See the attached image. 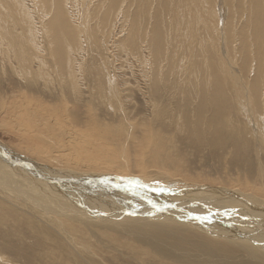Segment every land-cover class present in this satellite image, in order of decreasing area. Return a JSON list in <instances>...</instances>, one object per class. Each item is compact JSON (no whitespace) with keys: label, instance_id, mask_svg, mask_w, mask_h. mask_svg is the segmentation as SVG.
<instances>
[{"label":"bare ground","instance_id":"bare-ground-1","mask_svg":"<svg viewBox=\"0 0 264 264\" xmlns=\"http://www.w3.org/2000/svg\"><path fill=\"white\" fill-rule=\"evenodd\" d=\"M153 4L0 0V59L18 81L14 102L0 98V115L32 143L18 152L45 163L0 143V237L18 230L42 248L46 264L95 263L83 240L134 264H264V0H162L165 15L149 23ZM113 38L120 54L141 63L150 89L165 93V106L152 94L156 117L171 111L184 146L209 150L210 161L245 176L227 184L189 177L176 138L152 127L137 138L131 126L94 121L78 129L66 104L62 111L27 95L30 82H41L62 101L64 91L81 100L94 83L98 98L114 105L121 90L109 58L84 54L94 45L109 54ZM189 109L196 120L184 134ZM254 172L259 185L246 175ZM26 261L0 253V264L35 258Z\"/></svg>","mask_w":264,"mask_h":264},{"label":"rangeland","instance_id":"rangeland-1","mask_svg":"<svg viewBox=\"0 0 264 264\" xmlns=\"http://www.w3.org/2000/svg\"><path fill=\"white\" fill-rule=\"evenodd\" d=\"M160 3H162V0H154V4L149 9V14L151 16V20L149 21V23H153L155 21V19L165 15V9L163 8V6L159 5ZM79 8L81 9V6H79ZM166 20H167V18L165 17L164 21H166ZM117 36L119 38L120 34H118ZM118 38H116V39L113 38L111 40V43L108 45V47H109L108 53L109 54H105V53L103 54V52H101L102 50L98 49V47H99L98 45H97L98 47L94 45L91 48H90V45H88L87 47H89L90 49L87 50L88 52L84 53V54H90L89 57L94 58L95 61H97V59H99L102 56L109 58V60H110V61H108L109 62L108 63L109 76H111V74H114V75H112L113 76L112 78L115 79L114 81H116L117 88L121 90V98L118 102H115L114 105H113V103H112V105H108L107 103L105 104L100 98H98V95H96L98 90H96L97 88H95V84L93 83V80H92L93 84L90 86L91 90H90V88L88 90H86L87 92L84 90L85 96L83 95V98L81 100L77 97L73 98L72 96H66L67 94L64 91L63 97H64L65 101H62V96L60 95L61 91L58 88H54V89L53 88H46V87L43 88L44 85L41 82H37L39 85H37V83H35L36 84L35 85V84H33L34 82H32V83L30 82L32 89L30 88L27 91L28 92L27 95L28 94L32 95L33 98L35 97V99H38V100L41 99V101L39 100L40 103L45 105V106H54V107L59 108L61 110H62V107L64 106V104H66V106H68V108L71 110V114L74 115L73 118L76 117V119H77V121L75 123L78 126V129L85 130L86 127H84V126L87 125L88 123L90 124L91 121H94V122H97L98 124H100L102 126L106 125L105 127L110 126L112 128L113 127L114 128H121V129H125V130L131 126L133 130L132 129H130V130L133 131V135H135V137H137V138H138V136L139 137L141 136V132H142L141 130H143V132H145V129L147 127H150V128L152 127L154 130L160 131L161 133L165 134L168 137L176 138L175 146H176V151L179 155V156H177V158L180 160L184 159V161H182V162L186 161L185 164H186L187 170H185V171H187V172H185V173L189 177H191V176L196 177V175H199L202 177H218L221 179L220 183L227 184V182L225 180L228 177H232V176L236 177V174L241 175L242 177L245 176L244 173L246 172V170H244V169L242 170L243 171L242 173L238 172L237 170L235 173L234 172L235 167H233V166L229 167L226 164H225V166H220V165L218 166L214 161H210V158L206 157L209 150H206L205 152L202 153L200 151H197V149H195V148H192V147L188 148V147L184 146V143L182 142L183 135L177 134L176 130L174 129L173 120L175 117L173 118V116L171 115V111H170V114L164 112L165 115H163L161 112V114L164 117H162V116L156 117V115H155L156 110L154 108L153 102H151V101H154V96H152V94L154 95L155 92L153 91V89L152 90L150 89L151 85H149L147 82H145L146 79L143 78V74H141V73H143L142 65H140L141 63L138 62L136 58L132 59L131 57H127L125 54H120L118 52L117 48L115 46H113V43L115 41L119 40ZM84 46H85V44H84ZM43 54H49V53L47 51H45V52H43ZM0 60H1L0 66L4 65L5 71L4 70L3 71L5 72V75L8 76V77L4 78L3 77L4 72H2V75H0L1 80H3V82L1 81V83H0V86H1L0 87V98L3 101H8L6 103H12V102H14V100L16 99L17 94H18L17 93L18 81L16 79L17 77L14 76L12 74V72H10V68H8V63H7L8 61L6 60V61H3L4 63H2L3 59L1 58ZM11 60H12L11 63L14 62L13 63L14 65L17 64L16 61H14L13 59H11ZM135 61H137L138 63ZM88 64L90 66L91 65L93 66V64H90V63H88ZM138 64L141 66V69H140ZM90 69L92 71V67H90L89 70ZM140 76L142 77V79ZM143 80L145 83L143 82ZM28 85H29V82H28ZM8 86H11V87H8ZM13 87H15V89H13L14 91L12 89H9V88H13ZM33 88H38V89L33 90ZM49 89H50V91H48ZM93 90L96 91L95 94H94ZM149 92H151V94ZM165 92L167 94L168 91H165ZM92 93H93V97H92ZM146 93H149V94H146ZM94 95H96V96H94ZM65 96H66V98H65ZM155 96H157V98L160 99L157 101V102H159V105L161 104V105L165 106V102H166L165 101L166 100L165 93L163 91H160L157 93V95L155 93ZM90 97H92V99ZM150 97H153V98H150ZM168 97H169V95L167 96V98ZM52 102H53V104H52ZM180 102H181V100H178V102L174 101L171 103V104H173L172 105L173 108L175 107L172 110L173 112L177 110L176 109L177 104H179V106L182 107V105H180ZM0 103H1V101H0ZM3 103H5V102H3ZM62 103H64V104H62ZM68 103H70V104H68ZM79 103H81V104H79ZM54 104H56V105H54ZM83 105H84V107H82ZM7 106H8V104H7ZM89 108H90V110H88ZM120 108H121V110H120ZM152 108L155 111H153ZM188 111H186V112H187L188 116L190 117V119L188 118V122H183V124H182L184 134H185V132L187 133L188 128L193 125V123L191 126L189 125V124H191V123H189V120L191 122H194V120H196V118H194L193 115L191 116V110L189 109ZM151 112H153L154 114H151ZM181 114H182V112H181ZM123 115H125V116H123ZM153 116H155L154 118L156 120L153 118ZM166 116L171 117V118H169L170 120ZM159 118H161L163 120V122L161 119L159 120ZM164 118H165V120H164ZM176 119H177V117H176ZM9 122H10V120L6 117L5 114L0 115V143L4 145L3 147L6 146L5 148H8V151L10 153L18 155L20 157H22V156L27 157L30 160H33L37 163H41V164L45 165V163L39 162V161L27 156L26 154H22L23 150L18 152L19 150H21L20 148L23 149L25 147H29L32 145V143H30V142L26 143L25 139L27 136H25L24 134H21V132H19L20 133L19 134L16 129L12 128L11 125H8ZM130 123L133 125H130ZM163 124L165 126H163ZM168 125H169V129L165 130V128H168L167 127ZM170 126H172L173 128L170 129ZM9 127L12 129H10ZM133 127H135V129ZM140 127H141V129H138ZM138 132H140V133H138ZM13 147L16 149H14ZM206 158L208 159V161ZM49 167L54 168V169H63V167H51V166H49ZM230 168L231 169L233 168L232 169L233 171ZM69 169H72L74 172H78V171L81 172L82 171V170H80V167H78L77 169H74V168H69ZM224 169L225 170L227 169V170L225 171ZM90 171L93 172L92 170H86V169L84 170V172H90ZM188 172L191 175H189ZM228 172H230V173H228ZM110 174H113L114 176L119 175V174H115V173H110ZM225 174L227 176H224ZM253 174L255 175V172L252 174H249V175L246 174L248 176V179H250L251 183H255V182H253L254 181V175ZM217 182H219V181H217ZM255 185H259V183H257V184L255 183ZM0 238H1L0 253H4L10 258H19V259H21V261L23 263H26L27 262L26 259L31 258V257L35 258L34 264H46L47 263L45 260V256L43 254L42 248L37 247V246L33 247L32 240L23 237L18 230H16L14 232V234L10 236V238H8L5 235H1ZM1 242L4 243V245L1 244ZM83 243L84 244L80 243L82 245V247H84V246L87 247V246L92 245V250H94V253H95V254L94 253L93 254L96 255L95 257H93L95 260V263H93V264L100 263L98 259H101L105 264H134L132 261L125 260V258L121 257L122 255L113 254V252L111 254V252H109L110 250H104V251L99 250V249L96 250L97 248H99V246H97L94 242H92V240H90V241L83 240ZM46 251L47 250L45 249V253H46ZM59 254L60 253H58V255ZM87 257L88 256H86V258ZM87 259H89V257ZM89 260H93V259H89Z\"/></svg>","mask_w":264,"mask_h":264},{"label":"water","instance_id":"water-1","mask_svg":"<svg viewBox=\"0 0 264 264\" xmlns=\"http://www.w3.org/2000/svg\"><path fill=\"white\" fill-rule=\"evenodd\" d=\"M3 157V156H2Z\"/></svg>","mask_w":264,"mask_h":264}]
</instances>
